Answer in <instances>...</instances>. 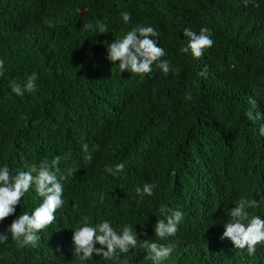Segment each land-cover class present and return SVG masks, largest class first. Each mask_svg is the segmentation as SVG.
I'll return each mask as SVG.
<instances>
[{
    "label": "trees",
    "instance_id": "trees-1",
    "mask_svg": "<svg viewBox=\"0 0 264 264\" xmlns=\"http://www.w3.org/2000/svg\"><path fill=\"white\" fill-rule=\"evenodd\" d=\"M254 3L259 7L243 0H0V167L27 171L60 156L61 174L77 169L62 181L65 203L38 231L37 246L19 248L9 234L0 264H153L144 239L172 246L161 264H264V243L250 256L221 239L241 198L257 201L247 211L264 219V119L250 118L264 115V0ZM101 24L107 32L99 33ZM138 25L159 33L168 74L158 62L151 73L119 72L105 58L108 44ZM202 27L213 45L199 59L182 53L183 30ZM33 73L37 91L12 92V82L23 85ZM119 163L123 172H105ZM145 183L155 187L141 199L135 188ZM40 203L33 186L0 221V233ZM162 205L184 213L166 240L154 235ZM85 221H109L118 233L131 225L136 248L115 260L79 259L72 235Z\"/></svg>",
    "mask_w": 264,
    "mask_h": 264
},
{
    "label": "clouds",
    "instance_id": "clouds-1",
    "mask_svg": "<svg viewBox=\"0 0 264 264\" xmlns=\"http://www.w3.org/2000/svg\"><path fill=\"white\" fill-rule=\"evenodd\" d=\"M245 6L253 3L254 7H259L254 0H243ZM122 21L128 24L131 20V14L124 12L121 14ZM49 26L53 25L49 23ZM85 29H91L90 24L84 25ZM107 32L106 25L99 26V33ZM159 33L151 26L138 25L132 28L120 40H114L108 44L106 59L112 63L118 62L119 72H130L133 74H147L152 72V65L158 62V68L166 75L172 70L168 60H161L165 55L164 49L157 46ZM183 36L187 38L184 47L180 49L182 53H191L192 57L199 59L203 56L204 50L210 48L214 41L211 38V32L208 28L202 27L199 32H194L190 28L183 30ZM4 61L0 60V75L3 74ZM200 76H205L206 72L201 71ZM37 74L28 76L26 82L21 85L12 82L10 87L17 96H23L25 93H34L37 91ZM186 100H191V93L185 95ZM249 104L256 106V99L249 98ZM251 119H264V115L257 114L251 116ZM27 121L28 117H23ZM259 134L264 136V125L259 129ZM99 150V146H96ZM84 153L83 159L90 163L93 159L87 144L82 145ZM62 157L56 156L51 161L43 160L38 166L31 165L27 171H16L13 173L8 166L0 167V221L9 217L15 212V206L21 201V198L30 188L34 186L35 192L42 198V203L29 215L27 212L17 216L6 232L0 233V244H6L11 235V239L17 247L26 246L36 247L40 237L38 231L45 229L56 220L55 212L63 206V184L62 181L67 176L74 175L76 168H69L66 174H61L58 167ZM124 163L116 164L115 167L106 166L105 172L116 176L123 172ZM155 185L145 183L143 187H136L135 192L143 199L144 195H153ZM103 198L101 197V201ZM258 207L257 201L253 199L241 198L234 207L228 211V221L223 225L224 231L221 239L228 238L233 246L238 249H247L248 255H254L256 246L264 243V219L259 216H250L248 208ZM160 212L164 215L163 219L157 220L154 225V235L158 240H166L175 236L178 225L184 218V213L179 209L173 210L161 206ZM138 236L131 225H125L121 232H117L109 221H103L96 226H90L85 221L83 226L73 231L72 255L81 260H90L93 254L102 256L105 260L119 259L118 253H129L130 249H135L138 243ZM100 245L97 247L96 245ZM142 247L147 250L148 259L153 264H161L173 248L170 245H163L150 239H144Z\"/></svg>",
    "mask_w": 264,
    "mask_h": 264
}]
</instances>
